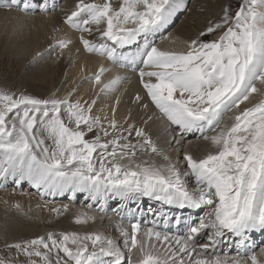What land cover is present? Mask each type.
<instances>
[{
  "label": "snow or ice",
  "instance_id": "snow-or-ice-1",
  "mask_svg": "<svg viewBox=\"0 0 264 264\" xmlns=\"http://www.w3.org/2000/svg\"><path fill=\"white\" fill-rule=\"evenodd\" d=\"M56 10L55 0H0L12 34ZM60 12L28 65L54 53L72 61L78 42V54L127 71L105 81L108 67L82 65L62 95L0 87V189L15 195L26 183L50 223L67 216L86 229L5 236L0 264H264L252 241L264 233V0H72ZM193 12L203 20L183 48L156 45ZM129 73L141 91L121 116ZM190 136L207 145L202 155ZM3 203L33 218L31 207Z\"/></svg>",
  "mask_w": 264,
  "mask_h": 264
},
{
  "label": "bare ground",
  "instance_id": "bare-ground-1",
  "mask_svg": "<svg viewBox=\"0 0 264 264\" xmlns=\"http://www.w3.org/2000/svg\"><path fill=\"white\" fill-rule=\"evenodd\" d=\"M55 2L57 4V10L54 13H51L49 17L37 13L34 19L27 18L26 26L16 34H12L11 24L8 25L6 30L5 14L0 12V56L6 57L21 65L20 73L18 72V75L14 74L11 76L4 74L6 71L4 66L0 67V73L7 77L5 80L14 81L16 84L22 85L23 87L27 86L29 91L32 92V95L35 94V96L37 95L38 97H46L50 92L56 89H60L59 94L62 95L63 92L71 86L73 79L78 77L82 65L87 73L97 71L101 65L114 67L115 71L104 74L103 79L105 81L113 78L117 74H124L127 71L126 69L113 65L103 57L84 54L83 52L78 54L76 52V49L80 47L78 42L74 43L71 48L72 61L67 59L68 53L66 52L65 58L59 63L56 62L54 53L50 57L46 56L39 65L27 64L32 51L36 47L37 35H39L42 43L46 42L45 34L53 23H59L61 19L60 9L66 6L71 7L72 5V0H55ZM11 15L20 16L22 14L12 13ZM202 20L203 14L197 12L181 15L166 31H163L155 37L156 45L161 48H183L184 42L193 35L194 31L200 26ZM12 23H15V21L13 20ZM62 28L63 30L60 36L68 35L73 41L77 40L79 33L68 29L67 26H62ZM66 73L67 82L64 83ZM14 77L18 78V83L14 80ZM91 87L92 84L90 81L84 83L80 88V94L85 95L87 98V96L90 95ZM119 89L120 94L126 91V94L122 95V103L119 112V115L123 116L126 114L128 108L134 107L130 104V98L135 92L141 91V85L137 77L129 73V80L121 84ZM133 114L135 118H139L140 113L137 110H134ZM188 139L194 142V146L189 150L194 155H202L207 145L203 141L196 142L193 136H190ZM185 147H188V141H185ZM10 192L11 185H9L7 191L0 189V241L4 240L5 236H7L9 242L20 237L31 238L36 235L44 234L46 231L52 230L53 228L57 230H86L83 227L71 224L67 216L61 218L59 221H52L50 223V217L47 211L36 209V204L41 203V200L36 194L35 189H31L26 183L23 185L22 192L18 190L15 195H9L8 193ZM81 199H83L82 196L76 200V208L80 207ZM4 200H8L9 203L19 201L25 209L31 207L32 213H30V216L33 218L29 219L18 215L15 209L5 206L3 203ZM56 203H70V201L66 197H60L56 199ZM115 207L116 202L110 201L108 206L109 216H114L112 209ZM144 207L147 209V202H145ZM153 207H155V205ZM104 225H107V221L104 222ZM93 227L100 228L102 226L98 222ZM252 241L257 246L256 250H258L259 247H264V233H254L252 235ZM0 247L2 246L0 245Z\"/></svg>",
  "mask_w": 264,
  "mask_h": 264
},
{
  "label": "rangeland",
  "instance_id": "rangeland-1",
  "mask_svg": "<svg viewBox=\"0 0 264 264\" xmlns=\"http://www.w3.org/2000/svg\"><path fill=\"white\" fill-rule=\"evenodd\" d=\"M217 2L218 3H222L223 0H217ZM233 6H235V0H233ZM3 66H4V68H6L5 69L6 71L4 72V74H8L9 76H11V75H14V74L18 75L20 73V69H21V65L20 64L14 62L13 60H10V59H8L6 57H1L0 56V67H3ZM21 73H22V71H21ZM5 79H7V77L0 73V87H7V88H9L11 90L25 91V92H27L29 94H32V92L29 91L27 86L23 87L22 85L16 84L14 81H6ZM17 79H18L17 77H14V80L18 83ZM33 95H35V94H33ZM3 241L4 240L0 241V243H1L0 245L1 246L3 245Z\"/></svg>",
  "mask_w": 264,
  "mask_h": 264
}]
</instances>
